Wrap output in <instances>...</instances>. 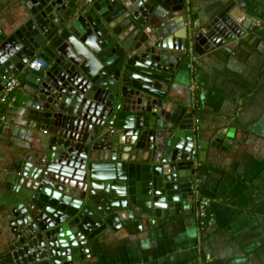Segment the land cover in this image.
Segmentation results:
<instances>
[{
  "label": "water",
  "instance_id": "water-1",
  "mask_svg": "<svg viewBox=\"0 0 264 264\" xmlns=\"http://www.w3.org/2000/svg\"><path fill=\"white\" fill-rule=\"evenodd\" d=\"M181 2L25 0L20 22L0 28V83L23 76L28 125L44 134L3 183L0 264H82L108 231L141 230L193 195V114L167 94L183 48L210 47L238 25L227 6L188 31ZM36 57L44 67L27 69Z\"/></svg>",
  "mask_w": 264,
  "mask_h": 264
},
{
  "label": "crops",
  "instance_id": "crops-1",
  "mask_svg": "<svg viewBox=\"0 0 264 264\" xmlns=\"http://www.w3.org/2000/svg\"><path fill=\"white\" fill-rule=\"evenodd\" d=\"M110 1L78 0L94 10ZM24 2L0 0L3 31L20 22ZM181 3L177 16L188 31L204 30L227 6L238 25L228 39L215 32L217 44L210 47L183 48L167 94L171 104L193 114L198 141L192 152L194 193L181 201L179 212L146 219L141 230L108 231L91 243L82 264H264V126H259L264 111V0ZM15 76L22 101L8 105L13 108L0 120V255L10 237L3 183L16 171L22 148L44 135L28 125L23 76ZM2 90L0 83V95ZM220 130L222 135L213 138ZM201 204H206L205 218L199 215Z\"/></svg>",
  "mask_w": 264,
  "mask_h": 264
},
{
  "label": "built area",
  "instance_id": "built-area-1",
  "mask_svg": "<svg viewBox=\"0 0 264 264\" xmlns=\"http://www.w3.org/2000/svg\"><path fill=\"white\" fill-rule=\"evenodd\" d=\"M85 1L91 4L94 0H85ZM27 67L29 69L40 70L44 67V63L40 58L36 57L28 61ZM2 80L4 81V85H3L2 93L0 95V100L1 102H8V105L11 106L16 101V91L19 88L20 80L17 76L13 74L3 75ZM0 120L4 122L5 117L2 116ZM192 152L195 153V150H193ZM205 205L206 204H201L199 206L200 216H204L205 214Z\"/></svg>",
  "mask_w": 264,
  "mask_h": 264
},
{
  "label": "trees",
  "instance_id": "trees-1",
  "mask_svg": "<svg viewBox=\"0 0 264 264\" xmlns=\"http://www.w3.org/2000/svg\"><path fill=\"white\" fill-rule=\"evenodd\" d=\"M22 101V98L20 97L19 93L17 94L16 92V101L13 103V106L14 105H18L19 103H21ZM13 106L11 107V109L13 108ZM10 107L8 106V102H1L0 103V118L4 115H7L9 110H11ZM206 216V210H205V214H204V217L201 216L202 218H205ZM200 219V218H199ZM201 220V219H200ZM199 220V221H200Z\"/></svg>",
  "mask_w": 264,
  "mask_h": 264
}]
</instances>
